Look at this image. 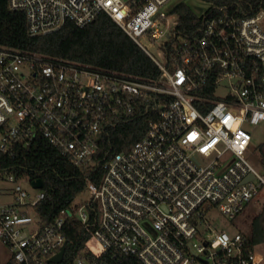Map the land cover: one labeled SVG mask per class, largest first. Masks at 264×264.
I'll use <instances>...</instances> for the list:
<instances>
[{"label":"built area","instance_id":"built-area-1","mask_svg":"<svg viewBox=\"0 0 264 264\" xmlns=\"http://www.w3.org/2000/svg\"><path fill=\"white\" fill-rule=\"evenodd\" d=\"M8 1L25 12L32 36L68 20L84 26L105 12L161 70L145 80L0 49V153L43 139L76 165L104 168L99 184L88 182L86 199L46 225L35 212L43 188L31 199L17 183L16 201L0 203V241L10 255L48 264L67 241L66 213L89 232L87 254L73 264H123L122 254L143 264H261L246 236L215 225L211 212L233 219L264 186L247 156V127L264 128V9L209 11L198 33L180 37L172 66L164 45L177 35L178 16L174 6L162 9L170 0ZM144 38L160 46L158 56ZM138 113L147 125L143 137L126 151L103 150L110 130ZM0 177L18 180L1 170Z\"/></svg>","mask_w":264,"mask_h":264},{"label":"trees","instance_id":"trees-1","mask_svg":"<svg viewBox=\"0 0 264 264\" xmlns=\"http://www.w3.org/2000/svg\"><path fill=\"white\" fill-rule=\"evenodd\" d=\"M209 4L203 13H197L184 0L173 8L178 16L176 36L165 43L168 64L173 66L181 36L198 33L206 14L235 12L238 16L255 14L264 9V0H202ZM12 48L23 52L40 53L48 58L70 59L95 68H103L145 80L156 78L160 69L146 53L108 14L101 12L90 23L80 26L68 20L59 29L32 36L27 26L26 14L10 7L8 0H0V49ZM147 128L139 113L122 119L110 130L103 150L122 152L140 140ZM264 148V142L260 149ZM0 170L15 174L16 178L42 179L45 197L35 205L36 215L42 225L53 223L64 208L72 203L86 188L90 180L99 184L104 173L103 165L79 166L58 148L43 139L30 147L18 146L15 153H0ZM63 232L67 239L64 259L58 264H73L85 252L89 237L85 225L75 215L65 213ZM248 248L255 249L264 242V210L254 217ZM123 264H143L135 255L122 254ZM3 264H24L12 255Z\"/></svg>","mask_w":264,"mask_h":264},{"label":"rangeland","instance_id":"rangeland-1","mask_svg":"<svg viewBox=\"0 0 264 264\" xmlns=\"http://www.w3.org/2000/svg\"><path fill=\"white\" fill-rule=\"evenodd\" d=\"M180 0H170L165 4L162 9L169 11L173 6ZM187 2L197 13H203L209 4L202 0H184ZM143 42L150 48V50L155 54L159 55L161 48L157 43H151L149 39H143ZM223 93V90L220 91ZM252 132V150L247 154L250 163L264 175V155L261 152L263 148L260 149L264 142V128L259 126H248L247 127ZM20 184L28 193L31 199L35 198L39 192L38 188H34L30 181L23 178L16 182L6 179V177H0V203H14L16 201L14 186ZM89 196V193L85 190L75 199V202H82ZM264 210V186L259 189V192L255 197L246 205V207L233 219L223 215L218 210L211 212L213 217V223L217 226L224 227L230 234L235 232H242L245 236H250L252 230V221L256 214ZM255 250L263 256L264 264V242L258 243L255 246ZM3 247L0 249V264H3L6 260V252L4 256H1Z\"/></svg>","mask_w":264,"mask_h":264},{"label":"water","instance_id":"water-1","mask_svg":"<svg viewBox=\"0 0 264 264\" xmlns=\"http://www.w3.org/2000/svg\"><path fill=\"white\" fill-rule=\"evenodd\" d=\"M253 178V175H249L247 177V180ZM31 185L34 188H43V181L42 179L38 178V179H34L31 181ZM66 246H67V241L64 243V245L61 247L60 251L57 252L56 254L52 255L48 260L47 263H53V264H58L60 263L65 256V252H66Z\"/></svg>","mask_w":264,"mask_h":264},{"label":"crops","instance_id":"crops-1","mask_svg":"<svg viewBox=\"0 0 264 264\" xmlns=\"http://www.w3.org/2000/svg\"><path fill=\"white\" fill-rule=\"evenodd\" d=\"M1 247H3V251L1 252L2 253L1 256L3 257L4 253L6 252V260H7L10 257L9 249H8L7 245H5L2 241H0V249H1Z\"/></svg>","mask_w":264,"mask_h":264},{"label":"flooded vegetation","instance_id":"flooded-vegetation-1","mask_svg":"<svg viewBox=\"0 0 264 264\" xmlns=\"http://www.w3.org/2000/svg\"><path fill=\"white\" fill-rule=\"evenodd\" d=\"M262 153H263V155H264V148L262 149V151H261Z\"/></svg>","mask_w":264,"mask_h":264}]
</instances>
